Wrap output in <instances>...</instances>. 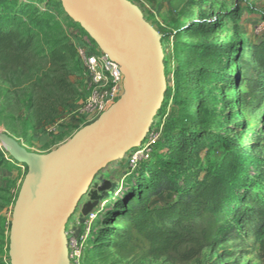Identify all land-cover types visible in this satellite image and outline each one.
<instances>
[{
    "label": "trees",
    "instance_id": "1",
    "mask_svg": "<svg viewBox=\"0 0 264 264\" xmlns=\"http://www.w3.org/2000/svg\"><path fill=\"white\" fill-rule=\"evenodd\" d=\"M17 6L13 0H0V76L29 73L35 60H45L47 71L31 83V108L33 126L49 136L48 127L60 126V111L76 106L79 91L69 78L81 73L82 66L73 41L56 22L48 26L50 37L41 39L38 18L46 17V3L37 17L25 13L29 5ZM243 11L237 3L221 14L232 20L228 43H181L183 53L200 65L175 69L173 93L165 90L150 128L159 118L160 151L133 165L126 162V175L115 192L95 205L99 213L96 231L90 233L93 246H130L144 256L183 264L207 248L264 234V192L251 191L263 183L264 158L228 135L231 119L216 105L226 68L222 60L231 52L236 64L225 88L239 84L236 102L241 110L255 106L264 93V31L244 39L238 30ZM206 21H194L190 31L208 33L215 22ZM167 64L164 54L166 76ZM214 142L222 154L211 160ZM224 254L232 252L226 248Z\"/></svg>",
    "mask_w": 264,
    "mask_h": 264
},
{
    "label": "rangeland",
    "instance_id": "2",
    "mask_svg": "<svg viewBox=\"0 0 264 264\" xmlns=\"http://www.w3.org/2000/svg\"><path fill=\"white\" fill-rule=\"evenodd\" d=\"M18 6H28L26 14L37 17L40 11L45 9L47 4V15L44 18H38V27H43L41 36L43 40L51 35L48 26L56 22L68 34L72 41L88 40L92 47L97 46L87 33L74 22L64 12L59 0H13ZM136 5L142 12L143 17L149 20L153 28L160 34L163 54L168 59L166 89L171 93L174 90V71L178 67H187L191 70L197 69L200 61L191 59L183 53L185 44L207 43L215 44L228 43L229 38L233 36L232 20L224 19L221 16L231 9L235 4L244 8L243 15L238 24V30L244 39H252L261 31H264V0H129ZM19 9V8H18ZM31 9V10H30ZM49 20H45L47 17ZM205 17L208 23L215 24L208 33L195 32L190 29L194 21ZM144 18V19H145ZM219 18V21H215ZM148 22V21H147ZM252 35H248V34ZM40 36V37H41ZM45 60L38 58L32 64L29 73L17 72L9 74L5 78L0 76V135H6L18 141L27 151L47 154L55 150L58 146L71 138L80 128L93 120H88L82 127H77V120L74 110L60 111L58 123L60 126L48 127L47 131H52L47 135L46 131L39 130L32 124L31 108V83L47 71ZM223 78L221 87L217 92V106L225 114L227 119L228 135L233 137L239 144H247L250 151L264 158V93L259 101L248 110H241L236 102L237 94L240 91L239 84L225 88V78L233 72L236 61L232 58V52L225 56ZM164 63V57H163ZM69 80L79 91V102L82 96L81 90L87 77L81 73L70 76ZM165 89V90H166ZM165 92V91H164ZM209 101L210 99L207 98ZM172 105L168 102V108ZM155 117V116H154ZM150 129L148 137L141 143L138 149H133L122 158L109 163L98 172L92 181L86 194L79 200L74 212L70 216L65 226L66 240L68 243V253L71 264H178L172 263L164 258L147 257L140 250L127 246L123 250H116L110 246L95 247L90 242L91 235L97 228L98 210L91 211L83 216L82 209L92 202L94 195H99L97 188L104 180L118 183L126 175V162L133 165L138 160L145 159L144 156L153 157L158 154L159 138L162 124L157 129L156 124ZM153 122V121H152ZM152 124V123H151ZM151 128V126H150ZM221 128L220 131H223ZM49 145L46 147V143ZM209 158L215 160L222 154L221 146L214 142L211 146ZM140 159L134 161L136 151ZM0 264H10L9 242L10 225L15 200L17 198L21 183L26 174V165L13 159L0 141ZM263 183L251 191L261 189L264 192V172ZM263 185V186H262ZM243 233L246 230H242ZM91 233V235H90ZM105 238V237H102ZM245 242H228L226 245L218 244L205 249L200 257L183 264H264V234L259 238L245 236ZM105 241V240H103ZM102 241V242H103ZM228 248L232 255L226 257L225 249Z\"/></svg>",
    "mask_w": 264,
    "mask_h": 264
},
{
    "label": "water",
    "instance_id": "3",
    "mask_svg": "<svg viewBox=\"0 0 264 264\" xmlns=\"http://www.w3.org/2000/svg\"><path fill=\"white\" fill-rule=\"evenodd\" d=\"M64 12L120 67L123 93L95 120L47 154L0 135L10 156L27 167L10 225V264H71L65 226L97 173L139 147L166 89L160 34L129 0H59ZM104 180L82 209L111 196Z\"/></svg>",
    "mask_w": 264,
    "mask_h": 264
},
{
    "label": "built area",
    "instance_id": "4",
    "mask_svg": "<svg viewBox=\"0 0 264 264\" xmlns=\"http://www.w3.org/2000/svg\"><path fill=\"white\" fill-rule=\"evenodd\" d=\"M82 69L87 80L82 85V96L74 110L75 125L82 127L93 120L114 103L123 93V75L119 65L111 61L97 46L92 47L88 40L73 41ZM140 147V146H139ZM137 147L136 149H138ZM136 151L134 161L140 159ZM145 158L147 154L141 155Z\"/></svg>",
    "mask_w": 264,
    "mask_h": 264
}]
</instances>
